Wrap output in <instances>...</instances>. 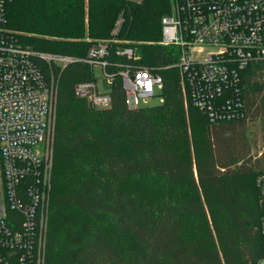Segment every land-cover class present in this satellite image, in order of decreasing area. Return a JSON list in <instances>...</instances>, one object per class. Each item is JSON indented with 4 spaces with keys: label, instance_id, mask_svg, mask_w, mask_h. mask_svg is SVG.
<instances>
[{
    "label": "trees",
    "instance_id": "trees-1",
    "mask_svg": "<svg viewBox=\"0 0 264 264\" xmlns=\"http://www.w3.org/2000/svg\"><path fill=\"white\" fill-rule=\"evenodd\" d=\"M170 12L171 0H8L25 46L79 59L94 43L109 48V107L76 93L96 80L93 65L58 73L42 264H262L264 149L254 154L249 126L264 140L263 87L244 77V117L212 121L183 93L178 46L161 43ZM126 63L157 67L164 100L129 107Z\"/></svg>",
    "mask_w": 264,
    "mask_h": 264
},
{
    "label": "built area",
    "instance_id": "built-area-1",
    "mask_svg": "<svg viewBox=\"0 0 264 264\" xmlns=\"http://www.w3.org/2000/svg\"><path fill=\"white\" fill-rule=\"evenodd\" d=\"M7 3L0 0V157L5 199L0 264H42L58 73L83 60L98 65L111 83L106 70L109 48L106 42L94 43L79 59L25 46L8 26ZM120 22L121 18L118 27ZM161 43L178 46L175 65L183 93L212 121L244 117V77L247 84L252 76L264 90V0H171V12L162 18ZM118 53L134 61L140 58L133 47ZM118 74L129 107L140 106V100H164V78L157 67L126 63ZM76 93L98 108L112 103L109 91L100 90L97 80L79 82ZM257 183L264 210V171Z\"/></svg>",
    "mask_w": 264,
    "mask_h": 264
},
{
    "label": "rangeland",
    "instance_id": "rangeland-1",
    "mask_svg": "<svg viewBox=\"0 0 264 264\" xmlns=\"http://www.w3.org/2000/svg\"><path fill=\"white\" fill-rule=\"evenodd\" d=\"M139 1V0H136ZM94 75L96 77V80L98 82L99 89L102 91H109L112 88V84L108 80V78L103 74L101 68L98 65L94 66ZM161 102V99L158 97H155L153 99H147V100H140L139 105L140 106H146V105H153L158 104ZM249 132H253L254 134H250V138L256 139V147H254V154H260L261 151L264 149V140L262 139V127L259 124V122H255L249 126ZM256 154V155H257ZM5 209V199H4V187L2 185V164H1V157H0V214Z\"/></svg>",
    "mask_w": 264,
    "mask_h": 264
},
{
    "label": "water",
    "instance_id": "water-1",
    "mask_svg": "<svg viewBox=\"0 0 264 264\" xmlns=\"http://www.w3.org/2000/svg\"><path fill=\"white\" fill-rule=\"evenodd\" d=\"M262 264H264V261H262Z\"/></svg>",
    "mask_w": 264,
    "mask_h": 264
}]
</instances>
